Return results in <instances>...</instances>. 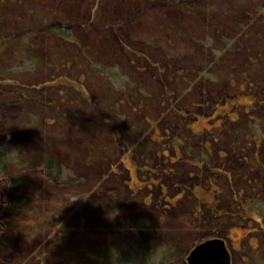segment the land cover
Instances as JSON below:
<instances>
[{"label":"rangeland","instance_id":"obj_1","mask_svg":"<svg viewBox=\"0 0 264 264\" xmlns=\"http://www.w3.org/2000/svg\"><path fill=\"white\" fill-rule=\"evenodd\" d=\"M12 128L70 172L11 166L0 264H264V0H0Z\"/></svg>","mask_w":264,"mask_h":264},{"label":"trees","instance_id":"obj_2","mask_svg":"<svg viewBox=\"0 0 264 264\" xmlns=\"http://www.w3.org/2000/svg\"><path fill=\"white\" fill-rule=\"evenodd\" d=\"M185 10L190 11L191 9L188 7H185ZM246 15H248V14H246ZM249 18H251V17H249ZM254 21L257 22V20H254ZM169 28L172 31V34L174 35V37L176 39H181L184 36L179 29H173L171 27H169ZM236 29H239V28L237 27ZM48 31L52 35H54L55 37L63 38L62 32L58 29H56L53 32V28L48 27ZM241 31H242V34L246 33L245 30H241ZM237 46H238V48H241L240 45H237ZM237 50H238L237 47H235L232 50H229V53H234ZM163 56H164V54H163ZM84 57H85V59H87L86 62H91V60L89 61V59L86 56H84ZM219 63L222 66L223 64H225V61L219 62ZM185 69L194 73L195 75H198V73H196L194 70L190 69L189 67L185 68ZM198 77H199V79L203 78L202 75H198ZM133 85H135V84H133ZM135 88H137V87H135ZM134 90H136V89H134ZM136 91H137V93L140 92L139 89H137ZM78 127L79 126H77V128ZM10 133H12V134L11 135L7 134L4 139H0V177L2 176V182L0 181V194L4 196L3 197L4 199L2 198V200H1V201H3V203L0 202V206H2L4 210H8L9 213H12L10 207H13V208H14V206L17 207V205L22 203V199H23V196H22V193H23L22 178H21L20 174L12 172V167H11L12 165L17 164L16 166L19 167V169L23 168V169L28 170V169L32 168V167H30L31 164L32 165L35 164L39 168L41 167L42 171L43 170L48 171L52 174L58 175V177H62L63 172H65V173L67 171L70 172L69 171L70 165H66L65 162H62V160L59 161L50 152L49 153L48 152L41 153L38 160L31 159L32 157H30V159L27 158V153L24 150V148L22 147V149H21L20 146H18V145L15 146V144H14V143H16V141L22 142V138H19L17 136L14 137L15 130L13 128H12V132H10ZM39 168H37V169H39ZM13 169H14V167H13ZM68 180H66V181H68ZM71 182L79 183L77 181H74L73 179L71 180ZM71 219L74 220V219H76V217H71ZM77 220H79L78 217H77Z\"/></svg>","mask_w":264,"mask_h":264},{"label":"water","instance_id":"obj_3","mask_svg":"<svg viewBox=\"0 0 264 264\" xmlns=\"http://www.w3.org/2000/svg\"><path fill=\"white\" fill-rule=\"evenodd\" d=\"M188 264H230L228 249L221 239H209L196 245L187 257Z\"/></svg>","mask_w":264,"mask_h":264}]
</instances>
